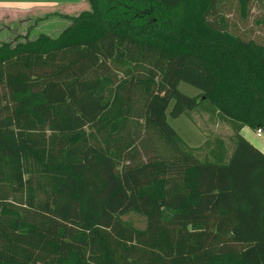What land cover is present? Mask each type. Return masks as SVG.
<instances>
[{"label":"trees","instance_id":"obj_1","mask_svg":"<svg viewBox=\"0 0 264 264\" xmlns=\"http://www.w3.org/2000/svg\"><path fill=\"white\" fill-rule=\"evenodd\" d=\"M88 2L0 44V264H264V0ZM198 109L231 149L183 141Z\"/></svg>","mask_w":264,"mask_h":264},{"label":"rangeland","instance_id":"obj_2","mask_svg":"<svg viewBox=\"0 0 264 264\" xmlns=\"http://www.w3.org/2000/svg\"><path fill=\"white\" fill-rule=\"evenodd\" d=\"M76 6L74 11L70 8L46 15L0 13V44H15L23 38L34 39L41 34L56 37L69 26L70 22L66 17L77 16L83 10L89 9L88 0L84 6L81 4ZM252 16L251 22H253L255 29L260 33H264V24H256V21L264 19L263 5L258 4ZM181 90L190 96L195 95V92H197L196 89L185 84L181 85ZM169 122L183 141L200 156H204L218 139L223 140L229 149L232 147L234 131L231 126L217 116H211L200 109L192 112L190 117L169 118ZM243 136L248 141H253L261 149L264 148V135L259 138L257 137V131L250 130L249 132H243ZM124 220L140 229H144L146 226L145 218L137 214L125 216Z\"/></svg>","mask_w":264,"mask_h":264},{"label":"crops","instance_id":"obj_3","mask_svg":"<svg viewBox=\"0 0 264 264\" xmlns=\"http://www.w3.org/2000/svg\"><path fill=\"white\" fill-rule=\"evenodd\" d=\"M86 3L87 0H0V13L16 15L36 13L39 15H46L55 13L57 11L61 12L70 8L74 11L76 9L75 7H77L76 5L81 4L82 6H84ZM88 10H90V5ZM83 11L87 10L85 9ZM250 130L251 129L249 127H245L241 131V135L243 136V132H249ZM250 143H253L257 149L264 153V148L261 149L253 141H250Z\"/></svg>","mask_w":264,"mask_h":264},{"label":"built area","instance_id":"obj_4","mask_svg":"<svg viewBox=\"0 0 264 264\" xmlns=\"http://www.w3.org/2000/svg\"><path fill=\"white\" fill-rule=\"evenodd\" d=\"M264 135V129H260L257 131V136L261 138Z\"/></svg>","mask_w":264,"mask_h":264}]
</instances>
